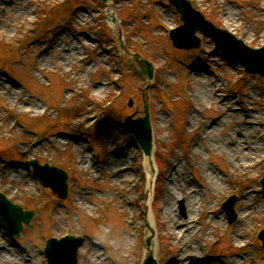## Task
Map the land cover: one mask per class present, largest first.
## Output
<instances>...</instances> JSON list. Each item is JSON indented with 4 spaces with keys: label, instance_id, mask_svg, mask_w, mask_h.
Returning a JSON list of instances; mask_svg holds the SVG:
<instances>
[{
    "label": "rangeland",
    "instance_id": "obj_1",
    "mask_svg": "<svg viewBox=\"0 0 264 264\" xmlns=\"http://www.w3.org/2000/svg\"><path fill=\"white\" fill-rule=\"evenodd\" d=\"M110 1L0 0V190L34 211L17 238L0 223V264H47L45 239L64 232L83 237L78 264H139L148 237L158 264H264V76L207 35L175 48L167 0ZM190 1L248 45L264 42V0ZM130 51L151 59V80L133 73ZM144 104L153 189L123 124ZM31 157L67 171L65 198L25 167Z\"/></svg>",
    "mask_w": 264,
    "mask_h": 264
},
{
    "label": "water",
    "instance_id": "obj_2",
    "mask_svg": "<svg viewBox=\"0 0 264 264\" xmlns=\"http://www.w3.org/2000/svg\"><path fill=\"white\" fill-rule=\"evenodd\" d=\"M180 11V17L183 21L181 25L173 29L171 36L174 43L180 47H192L199 45V38L195 36L194 31L199 28L203 33H208L215 40L216 45L230 58L238 60L245 70L252 73L264 75V45L260 48H250L244 45L240 40H236L231 33L225 29L214 27L213 24L206 21L203 16L192 9L187 0H170ZM142 72L151 77V67L146 66ZM125 124L134 132L142 149L148 153L151 149V127L148 113L145 116L132 118L126 117ZM34 165V172L44 185H50L55 190H59L61 196L66 194V173L54 166L47 164L39 165L35 161H27V164ZM264 190V176L261 179ZM234 197L229 198L223 203L229 221L235 217L233 210ZM183 210V207H182ZM32 211H23L19 204L11 203L5 195L0 192V219L9 231L17 235L22 227V221L28 222L32 216ZM259 237L264 244V228L259 232ZM68 238L61 240L49 239L45 252L49 264H76V249L80 241L73 243L67 242ZM142 264H157L151 252L146 256Z\"/></svg>",
    "mask_w": 264,
    "mask_h": 264
},
{
    "label": "bare ground",
    "instance_id": "obj_3",
    "mask_svg": "<svg viewBox=\"0 0 264 264\" xmlns=\"http://www.w3.org/2000/svg\"><path fill=\"white\" fill-rule=\"evenodd\" d=\"M143 167L145 169L146 174L148 175V180H153L154 170H156V166L154 165L153 158H154V150L151 151L150 155L143 154ZM121 163V158L118 156L113 162L112 165L117 167ZM119 167V166H118ZM151 185V184H150ZM149 217V216H148ZM148 225H151V221L146 219Z\"/></svg>",
    "mask_w": 264,
    "mask_h": 264
}]
</instances>
